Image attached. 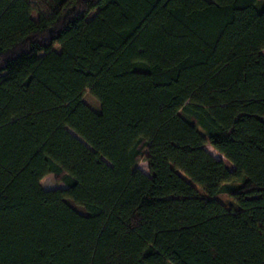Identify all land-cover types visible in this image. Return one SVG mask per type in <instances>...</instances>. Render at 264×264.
Listing matches in <instances>:
<instances>
[{
    "label": "trees",
    "instance_id": "1",
    "mask_svg": "<svg viewBox=\"0 0 264 264\" xmlns=\"http://www.w3.org/2000/svg\"><path fill=\"white\" fill-rule=\"evenodd\" d=\"M46 1L0 0V264H264V0Z\"/></svg>",
    "mask_w": 264,
    "mask_h": 264
},
{
    "label": "rangeland",
    "instance_id": "2",
    "mask_svg": "<svg viewBox=\"0 0 264 264\" xmlns=\"http://www.w3.org/2000/svg\"><path fill=\"white\" fill-rule=\"evenodd\" d=\"M29 3L32 6L31 18L36 21L41 16H48L51 14V7L46 0H29ZM235 18L245 26H249L253 22V18L248 14L246 10H238L234 12ZM264 54V51H263ZM83 101L91 107L93 110H99L98 101L90 94L89 90H86L83 95ZM207 151L215 158L221 159L222 157L217 154L211 147H207ZM137 168L146 174L149 175L147 163L144 160L138 162ZM41 186L45 190H54V189H64L65 185L59 181V179L54 175H48L41 180ZM225 205H230V201L222 197L220 199ZM70 203L75 209L80 212L83 210L77 206H74L69 200Z\"/></svg>",
    "mask_w": 264,
    "mask_h": 264
}]
</instances>
